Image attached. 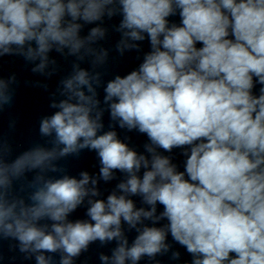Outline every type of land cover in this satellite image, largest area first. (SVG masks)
Here are the masks:
<instances>
[{
	"label": "clouds",
	"instance_id": "1",
	"mask_svg": "<svg viewBox=\"0 0 264 264\" xmlns=\"http://www.w3.org/2000/svg\"><path fill=\"white\" fill-rule=\"evenodd\" d=\"M112 32L109 49L101 42ZM113 50L142 60L105 80ZM52 53L71 70L39 120L44 142L14 155L0 138V239L15 241L10 249L75 264L90 245L115 242L102 264H164L182 256L170 236L191 256L183 264H264V0H0V58L22 57L50 79L61 71ZM18 85L15 73L0 77V112ZM117 128L145 135L143 152ZM84 150L98 173L67 174L60 162ZM114 180L101 198V181ZM82 206L87 219L71 220Z\"/></svg>",
	"mask_w": 264,
	"mask_h": 264
}]
</instances>
